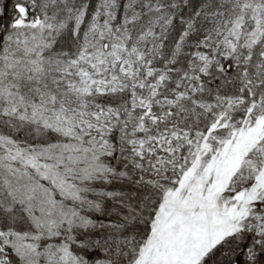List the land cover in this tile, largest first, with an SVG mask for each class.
I'll use <instances>...</instances> for the list:
<instances>
[{"label": "snow or ice", "instance_id": "6c2138e0", "mask_svg": "<svg viewBox=\"0 0 264 264\" xmlns=\"http://www.w3.org/2000/svg\"><path fill=\"white\" fill-rule=\"evenodd\" d=\"M0 264H264V0H0Z\"/></svg>", "mask_w": 264, "mask_h": 264}]
</instances>
